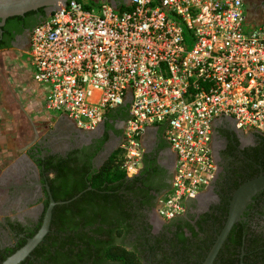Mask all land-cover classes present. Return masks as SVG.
<instances>
[{"label":"built area","instance_id":"obj_1","mask_svg":"<svg viewBox=\"0 0 264 264\" xmlns=\"http://www.w3.org/2000/svg\"><path fill=\"white\" fill-rule=\"evenodd\" d=\"M67 0L29 34L33 81L44 107L84 131L127 108L117 148L139 173L147 127L165 125L170 186L155 213L167 222L208 193L216 172L213 133L222 120L264 135V23L245 0Z\"/></svg>","mask_w":264,"mask_h":264},{"label":"trees","instance_id":"obj_2","mask_svg":"<svg viewBox=\"0 0 264 264\" xmlns=\"http://www.w3.org/2000/svg\"><path fill=\"white\" fill-rule=\"evenodd\" d=\"M104 1L113 0H87L91 5ZM118 1L119 5H125V0ZM48 16L45 8H39L7 18L0 29V48L8 45L1 38L10 33V28L17 27L19 32L26 28L30 32ZM119 108L121 116L116 108L108 111L106 118L125 120L127 108ZM107 138L105 134L101 143ZM93 156L94 153L88 154L79 166L71 163L76 161L71 155L59 159L58 164L52 163L51 156L38 158L43 181L52 199L60 203L52 209L48 233L20 264H201L224 225L232 193L259 173L256 166L254 173L236 180L220 204L198 216L186 212L152 233L145 214L154 211L157 197L168 185L167 182L157 187L149 184V178L159 173L155 160L146 158L142 170L129 178L120 167L119 148L92 168ZM255 160L264 173V161ZM261 203L258 194L253 196L213 264H239L240 261L248 264L252 258L264 256L258 248L264 243V233L259 228ZM47 205L48 199L44 202V212ZM40 225L41 222L37 228ZM36 232H29L27 239ZM27 239H21L4 254L0 263Z\"/></svg>","mask_w":264,"mask_h":264},{"label":"flooded vegetation","instance_id":"obj_3","mask_svg":"<svg viewBox=\"0 0 264 264\" xmlns=\"http://www.w3.org/2000/svg\"><path fill=\"white\" fill-rule=\"evenodd\" d=\"M112 3L119 5L118 0H113ZM29 34L26 28L22 32H19L17 27L10 28V33L1 38L3 44L8 45L0 50L19 49L23 53L29 45ZM119 109L117 112L121 116ZM118 121H121V124H118ZM123 121L121 118L117 122H111V127L107 126L105 121L94 130L84 131L69 120L65 131L52 132L45 138V144L42 146L31 143L20 153L19 159L0 174V258L21 239H27L29 232L38 230L41 226L37 228L39 222H43L52 197L43 181L45 177L38 158L51 156L52 163L58 164L59 159L71 155L76 158V161L71 163L79 166L86 161L88 154L94 153L90 163L92 168L97 167L114 149ZM105 134L108 138L101 143ZM213 156L217 168L208 193L201 199L190 200L187 213L198 216L211 206L220 204L223 197L229 194L233 183L254 173L256 166L259 168L257 176L264 174L262 166L255 160L264 161V135L253 130L237 129L231 120H222L214 129ZM156 164L159 173L149 178V184L157 187L168 182L170 174L165 164L159 161ZM257 194L263 202L259 208L262 211L259 216V228L264 233V188L257 191L255 195ZM47 199L48 205L44 212V202ZM145 220L149 222L152 233L158 232L165 223L157 217L155 210L146 213ZM258 248L264 253V243ZM239 264H242V261ZM248 264H264V256L252 258Z\"/></svg>","mask_w":264,"mask_h":264},{"label":"rangeland","instance_id":"obj_4","mask_svg":"<svg viewBox=\"0 0 264 264\" xmlns=\"http://www.w3.org/2000/svg\"><path fill=\"white\" fill-rule=\"evenodd\" d=\"M255 4L257 5L255 6ZM247 6L250 20L252 17L258 16L259 22L264 23V0H247ZM254 23H257V20ZM0 62H2V67L0 68V105L4 106L6 102L10 108L12 107L10 114L4 115L0 113V121L2 123L0 125V135L3 133L2 135L4 136L1 137V140L5 142L0 143V174H2L5 169L9 167L8 165L10 162L18 158L20 153L25 148L29 147V143L34 136V133H32V135L30 134L27 137L28 139H23L21 133L18 132L19 129H17L16 126H18L17 124H20V122L24 123V121H28L27 123L29 125L26 124V128L29 127L30 124L31 126L34 124L30 122L26 113L21 110L22 104L17 98L12 99L9 97L8 99L9 92H18L22 95L20 98L22 102L32 100L36 102V106L43 109V86L33 81L31 76L33 69L29 62L27 49L24 50L23 53H21L19 49L0 50ZM0 110L2 111V109ZM15 116L17 117L15 118ZM6 120L9 121V123H5ZM13 121H15L16 124H14ZM38 135L40 134L38 133ZM10 137L17 141V146L13 147L10 145V141H14L11 140ZM39 137H41V135Z\"/></svg>","mask_w":264,"mask_h":264},{"label":"water","instance_id":"obj_5","mask_svg":"<svg viewBox=\"0 0 264 264\" xmlns=\"http://www.w3.org/2000/svg\"><path fill=\"white\" fill-rule=\"evenodd\" d=\"M66 1L67 0H0V29L9 17L22 16L29 11H34L39 8H45L46 15L48 16L58 7L59 3H64ZM262 188H264V174H260L255 178L243 182L234 190L228 202V212L224 225L201 264H213L233 225L242 218L247 206L253 201V196ZM206 195L207 193H204L196 198L201 199ZM58 203L60 202H55L50 198V203L45 212L43 222L37 232L32 237L28 238L23 246L7 256L0 264H20L30 255L33 249L44 239L49 231L52 209Z\"/></svg>","mask_w":264,"mask_h":264},{"label":"crops","instance_id":"obj_6","mask_svg":"<svg viewBox=\"0 0 264 264\" xmlns=\"http://www.w3.org/2000/svg\"><path fill=\"white\" fill-rule=\"evenodd\" d=\"M245 3H246V9H247L248 22L254 23L257 20V23H254V24L261 23V22H259L260 20H258L259 19L258 16L252 17V19L250 20L249 13H248L247 0H245ZM256 5L257 4H255V6ZM255 14H257V13H255ZM1 67H2V62H0V68ZM44 95H45V88L43 87V95H42L43 109H41V107L36 106L35 101L33 102L32 100H29V101L22 102L20 99L22 97V95L19 94L18 92L17 93L9 92V95H8V99H9V97H11L12 99L17 98V100L22 104L21 110H23V112L26 113L27 117L30 119V122H32V124H34L32 126L30 124L31 127L29 126L26 128V124H28L27 123L28 121H24V123L20 122V124H17L18 126H16L17 129H19L18 132L21 133L23 139L24 138L28 139L27 137L30 134L32 135V133H34L33 139H31V142L29 144H31L35 141L36 144H39L41 146L44 145L45 140H46L45 138L49 134H51L52 132H54L56 130L65 131L67 129V124H68L69 120H71L63 114L50 113V112L46 111L45 107H44ZM9 104H10V101H9ZM2 106L3 105H0V107H1L0 109H2V111L0 110V113H2L4 115L10 114L12 107L10 108V106L7 105L6 102H5L4 106L3 107ZM16 117L17 116H15V118ZM117 120L118 119H107L106 118L105 121L108 123H111V122H115V121L117 122ZM13 122H14V124H16L15 121H13ZM5 123H9V121L6 120ZM1 124L2 123L0 121V125ZM118 124H121V121L120 122L118 121ZM37 132L41 135V137H39L40 135H38ZM35 133H37V134H35ZM2 134L3 133H1V135H0V143L1 142L5 143L4 140H1V137L4 136ZM120 135H121V133H120ZM120 135L118 137L116 145L114 146V149L117 148V144L119 142ZM10 139L14 140L12 137H10ZM141 139H142V144H143V148H144V154H143L142 166H141L140 170H142V168L144 166V160L148 157L153 158L155 160V163L157 161H159L160 163L165 164L166 167L169 169L170 179L167 182V184H168L167 187L165 189H163L162 192L160 193V194H162L170 186L172 164H173V160H174L173 151L171 150V147H170V145H169V143L165 137V125H152V126L147 127V129L143 133ZM10 145L13 147L17 146V141H15V140L10 141ZM17 159H19V158L12 160L8 166H11L13 163H15ZM140 170H139V172H140Z\"/></svg>","mask_w":264,"mask_h":264}]
</instances>
